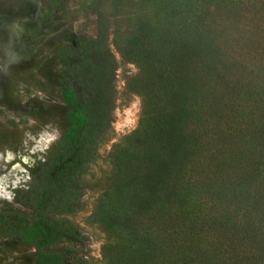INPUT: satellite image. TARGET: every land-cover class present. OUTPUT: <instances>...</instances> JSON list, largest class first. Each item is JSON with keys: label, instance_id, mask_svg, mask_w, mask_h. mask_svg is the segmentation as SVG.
Here are the masks:
<instances>
[{"label": "trees", "instance_id": "16d2710c", "mask_svg": "<svg viewBox=\"0 0 264 264\" xmlns=\"http://www.w3.org/2000/svg\"><path fill=\"white\" fill-rule=\"evenodd\" d=\"M108 1L95 2L94 36L72 47L60 90L68 125L16 195L30 213L4 221L8 236L33 249L30 264H89L65 215L115 107ZM181 6L171 32L129 19L125 46L153 50L145 120L111 149L97 220L113 235L111 249L125 241L128 264H264V0ZM120 161L138 170L124 177Z\"/></svg>", "mask_w": 264, "mask_h": 264}, {"label": "rangeland", "instance_id": "374dc122", "mask_svg": "<svg viewBox=\"0 0 264 264\" xmlns=\"http://www.w3.org/2000/svg\"><path fill=\"white\" fill-rule=\"evenodd\" d=\"M95 2L0 0V264H30L32 259L33 249L8 236L4 221H13L17 213H30L29 207L17 202L16 195L28 188L68 125L70 107L63 102L60 90L76 60L72 47L95 34ZM180 4L185 0L106 3L107 42L117 66L113 76L115 107L95 158L80 176L76 209L65 215L83 236L82 244L74 245L89 264H128L125 241L111 249L113 235L97 220L95 211L113 175L112 147L145 120L141 99L153 50L125 46L129 19L154 24L157 34L159 30L171 32ZM116 168L124 177L138 170L137 165L125 161ZM66 243L54 248L64 249Z\"/></svg>", "mask_w": 264, "mask_h": 264}]
</instances>
